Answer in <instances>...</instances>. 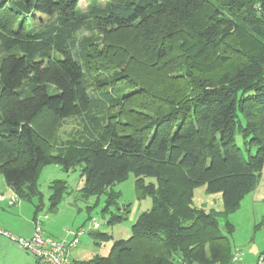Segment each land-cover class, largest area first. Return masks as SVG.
<instances>
[{"label":"trees","instance_id":"16d2710c","mask_svg":"<svg viewBox=\"0 0 264 264\" xmlns=\"http://www.w3.org/2000/svg\"><path fill=\"white\" fill-rule=\"evenodd\" d=\"M78 3L21 0L11 6L0 0L6 51L0 60L2 178L22 199L39 196L37 175L44 165L65 172L80 167V192L105 194L103 211L113 223L128 213L127 206L111 214L119 197L113 184L134 175L137 196L151 198V209L138 215L127 239L113 240L106 255L74 264H228L232 226L226 222V233L219 232L218 213L193 207L192 194L199 185L220 192L227 217L261 177L264 0H110L93 9L105 37L100 49L91 47L89 69L123 67L108 86L134 90L110 103L97 139L78 140L54 155L48 149L59 122L90 102L84 55L70 44L79 28ZM33 11L55 16L26 33L20 28ZM130 33L133 51L123 45ZM52 51L59 56L51 57ZM24 81L29 93L20 88ZM236 132L245 152L234 143ZM65 187L61 179L51 181L49 211H57ZM91 232L99 241L111 239Z\"/></svg>","mask_w":264,"mask_h":264},{"label":"rangeland","instance_id":"374dc122","mask_svg":"<svg viewBox=\"0 0 264 264\" xmlns=\"http://www.w3.org/2000/svg\"><path fill=\"white\" fill-rule=\"evenodd\" d=\"M21 0H9L11 6L18 5ZM110 0H79L78 13L80 16L79 28L71 35V48L78 53L85 69V78L87 81L90 102L85 105H78L73 113L59 122V128L50 143L49 151L51 154H63L69 144L75 143L81 139H97L101 134L104 122H106L107 111L110 103L120 100L122 93L133 91L134 88L125 92L111 89L108 83L112 79H120L123 67L109 68L106 70L89 69V59L91 47L98 49L103 46V33L98 27L96 18L93 15V9L108 6ZM54 15H45L40 12L26 13L23 19V28L26 33L34 32L44 28L50 23ZM16 26V25H15ZM18 27V25L16 26ZM15 27V28H16ZM127 32V31H126ZM123 35V33H122ZM117 38V37H116ZM123 45L129 51H133L136 45V38L130 34L124 36ZM17 48L10 50L14 53H20ZM6 51L1 48L0 41V60ZM55 51L51 52V57H58ZM46 62V61H45ZM129 58H126L124 67L128 64ZM131 66V65H129ZM50 94L56 90L52 85L47 86ZM135 89H139L135 86ZM21 89H26L29 93L27 81L22 83ZM242 136L236 132L235 142L243 152H245ZM80 167L75 170L65 172L59 165H44L37 175V189L39 196L22 198L10 189L3 176L0 174V228L21 236L30 237L33 233V225L36 220L34 215L46 214L42 218L41 227L44 233L52 237L61 238L68 234L69 230L84 228L86 231L78 236L79 244L77 251L79 253L93 252L106 255L113 240L127 239L131 234V226L138 215L151 209L152 202L149 197H138L134 184V175L130 173L127 178L121 182L113 184L114 190L119 192L116 206H110L111 214L123 213L127 209L126 218L121 221L107 223L109 215L103 211L105 205V194L99 196L85 197L80 189L83 184V178L80 177ZM61 179L66 185V194L58 204L56 212L49 211L48 196L50 194L49 184L52 180ZM256 186L247 192L240 201L239 207L224 217L223 204L220 192L208 193L205 185H199L193 190L192 205L196 208H203L205 211L214 210L218 213L219 232L226 233V222L233 230L230 236L232 251L234 255L240 254V260L236 264L244 262H253L260 255H264V168L261 177ZM145 182H155L154 177H146ZM15 193L18 200L13 203H7V197ZM36 208H38L37 212ZM95 220L100 224L97 229L99 232L107 233L111 239L99 241L94 237V233L88 230V223ZM95 231V230H92ZM30 234V235H29ZM99 241V242H98ZM0 264H47L38 261L32 254L19 247L7 237L0 235Z\"/></svg>","mask_w":264,"mask_h":264},{"label":"built area","instance_id":"2783aa9c","mask_svg":"<svg viewBox=\"0 0 264 264\" xmlns=\"http://www.w3.org/2000/svg\"><path fill=\"white\" fill-rule=\"evenodd\" d=\"M0 198H4V196H0ZM5 198L9 204H13L18 200L15 193H11ZM45 217H47L46 214L37 215L36 222L32 226L33 233L30 237H21L3 228H0V235L7 237L19 247L25 249L26 252L32 254L40 262L47 264H74L70 258V250L77 247L80 242L78 236L86 230L81 227L74 231L69 230L64 238L50 237V235L44 234L41 227L42 218ZM99 227L100 224L94 219L88 223L89 231L97 230ZM239 255L238 253L232 255V259L228 264H236L235 262L238 260ZM214 264L223 263L217 262ZM253 264H264V255H260Z\"/></svg>","mask_w":264,"mask_h":264},{"label":"crops","instance_id":"0c3cea01","mask_svg":"<svg viewBox=\"0 0 264 264\" xmlns=\"http://www.w3.org/2000/svg\"><path fill=\"white\" fill-rule=\"evenodd\" d=\"M30 235V234H29ZM79 244V243H78ZM78 244H77V247H75L74 249L70 250V258L73 260V262H78L80 260H87L90 258H92L94 255H96V253H93V252H87L88 254L86 253H79L77 251V248H78ZM240 257H238V260L237 261H241L240 260ZM256 260H254L253 262H244V264H253ZM243 262H241L240 264H242Z\"/></svg>","mask_w":264,"mask_h":264}]
</instances>
